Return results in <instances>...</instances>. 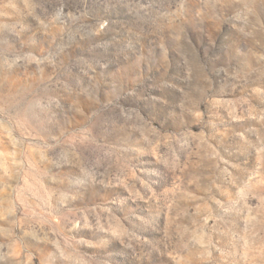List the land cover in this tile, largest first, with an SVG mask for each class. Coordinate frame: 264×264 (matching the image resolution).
Here are the masks:
<instances>
[{"label":"rangeland","instance_id":"rangeland-1","mask_svg":"<svg viewBox=\"0 0 264 264\" xmlns=\"http://www.w3.org/2000/svg\"><path fill=\"white\" fill-rule=\"evenodd\" d=\"M0 264H264V0H0Z\"/></svg>","mask_w":264,"mask_h":264}]
</instances>
